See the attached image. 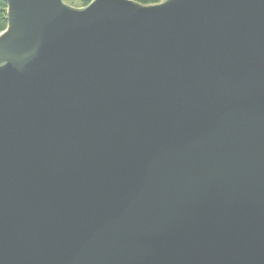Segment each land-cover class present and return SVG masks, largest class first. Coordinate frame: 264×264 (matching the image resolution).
<instances>
[{"label": "water", "instance_id": "95a60500", "mask_svg": "<svg viewBox=\"0 0 264 264\" xmlns=\"http://www.w3.org/2000/svg\"><path fill=\"white\" fill-rule=\"evenodd\" d=\"M0 264H264V0H4Z\"/></svg>", "mask_w": 264, "mask_h": 264}, {"label": "trees", "instance_id": "16d2710c", "mask_svg": "<svg viewBox=\"0 0 264 264\" xmlns=\"http://www.w3.org/2000/svg\"><path fill=\"white\" fill-rule=\"evenodd\" d=\"M91 0H82L81 6H86ZM142 5H151L159 3L161 0H133ZM7 4L4 0H0V33H2L7 27Z\"/></svg>", "mask_w": 264, "mask_h": 264}, {"label": "rangeland", "instance_id": "374dc122", "mask_svg": "<svg viewBox=\"0 0 264 264\" xmlns=\"http://www.w3.org/2000/svg\"><path fill=\"white\" fill-rule=\"evenodd\" d=\"M92 1V0H91ZM90 1V2H91ZM64 3L72 6V7H76V8H81V7H84V6H81L82 5V0H63ZM89 2V3H90ZM88 3V4H89ZM87 4V5H88ZM5 31V30H4ZM4 31L2 33H4Z\"/></svg>", "mask_w": 264, "mask_h": 264}]
</instances>
